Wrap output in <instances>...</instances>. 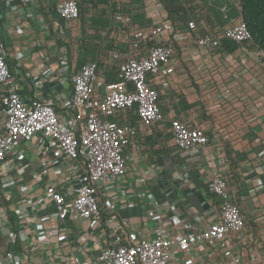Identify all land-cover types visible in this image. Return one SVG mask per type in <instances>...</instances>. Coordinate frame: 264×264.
<instances>
[{"label":"built area","instance_id":"2783aa9c","mask_svg":"<svg viewBox=\"0 0 264 264\" xmlns=\"http://www.w3.org/2000/svg\"><path fill=\"white\" fill-rule=\"evenodd\" d=\"M80 1L0 0V27L6 33V36H0V264H30L31 261V253L28 256L7 249L1 251L7 248L4 239L12 245L17 238L10 217L15 218L14 222L19 232L23 233L27 247L55 244L68 247L71 241L65 232L62 234L60 229V234H51L46 229L49 215L46 216L47 220L41 219L36 223L35 234H29L24 222L40 210L54 207L56 219L62 223L81 221L98 224L104 219L99 202L101 198L105 199L110 213L104 221L107 232L101 239L86 235L82 239L83 255L71 253L69 256H56L52 250L45 251L34 264H172L175 254L191 258L197 248L203 246L216 254H224L235 239L242 241L245 238V227L241 205L232 198L223 175L216 174L208 183L210 191L222 201L217 221L208 229L186 234L162 229L153 238H141L128 222H119L115 214L116 200L109 197V188L117 185L119 179L128 173L125 151L131 141L139 134L148 135L153 127L163 121L159 105L160 91L155 85L159 81L167 83L175 74L178 65L177 43L191 38L199 48L217 50L223 47L225 39L237 44L249 40L247 26L240 19H235L218 35L191 37L189 33H175L164 5L166 0H142L146 18L152 21L149 27H131L128 16L116 12L113 20L121 27L110 28L105 35L119 45L128 46L127 53L119 51L110 54L118 68L116 82L107 84L106 73L97 62L86 63L77 70L76 59L64 45L57 55L54 54L59 60L58 67H49L43 72L42 79L54 77L63 83L72 82L69 99L72 116L62 119L54 109L53 102L45 99L41 93L40 83L35 84L31 99H25L18 92L9 59L15 57L14 63L20 66L26 54L31 52L32 39L30 41L23 37L28 22L39 24L40 36L51 33L54 20L43 12L47 5H55L71 37L75 38L81 30ZM113 1L120 10L132 3V0ZM87 6L90 9L93 7ZM188 25L190 30L196 29L195 21H190ZM8 35L12 38L23 37L15 44L18 49L14 53L7 44ZM34 45L40 50L46 46L42 37L36 39ZM261 55L264 57L262 52ZM132 110L137 114V125L128 121L119 124L108 119ZM170 132L174 146L183 153L199 152L209 144L206 132L189 122L173 120ZM38 138L45 140L54 158L67 159L70 168L54 176V181L49 179L39 198L33 194L24 197L19 204L6 206L2 201L3 188L14 183L12 177L3 173L8 165V157L19 144H31ZM81 156L86 161L84 174L78 168ZM50 162V159L43 162L40 178L48 176ZM143 177L139 173L138 181ZM32 191L34 193L35 187ZM111 236L116 237L114 244L108 239ZM234 257H230L231 264H240V257Z\"/></svg>","mask_w":264,"mask_h":264},{"label":"crops","instance_id":"0c3cea01","mask_svg":"<svg viewBox=\"0 0 264 264\" xmlns=\"http://www.w3.org/2000/svg\"><path fill=\"white\" fill-rule=\"evenodd\" d=\"M43 12L51 15V6L44 7ZM27 25L23 37L32 39L31 52L26 54L20 66L14 63L15 57L9 59L16 88L25 99H31L35 84L40 83L41 93L53 102L57 114L62 119H69L72 116L69 108L71 80L63 83L54 77L42 79L47 68L58 67L59 60L55 55L63 46L65 33L55 20L51 23V33L45 36H40L37 22H28ZM214 26V31L220 32L216 22ZM87 32L90 36L96 33L92 29ZM5 34L0 27V36ZM40 37L46 45L42 50L34 45ZM21 38L7 37L12 53L17 51L15 44ZM80 39L81 31L69 48L77 63L82 57ZM238 45L237 50L227 52L199 48L191 38L183 40L176 45L178 65L175 74L167 83H156L164 121L153 127L148 135L139 134L131 141L125 151L128 173L119 179L117 185L109 188V197L116 200L117 219L120 223L126 221L132 225L141 238H153L162 229L185 234L208 229L218 220L222 204L221 199L210 194L208 183L220 174L227 179L232 198L241 205V213L256 225L255 238L264 242V57L256 49ZM127 51L125 49L124 53ZM111 53H100L97 61L85 64L115 65ZM100 69L107 77L106 69ZM119 119L120 116L114 121L138 124L137 115L129 111L124 122H119ZM173 120L189 122L210 134L212 139L199 152L183 153L172 141L170 127ZM164 136H169L168 140ZM222 139L234 149L239 164L240 181L237 184L230 172ZM53 156L43 138L31 144L23 142L14 148L3 172L14 179V183L3 188L2 192L3 201L9 207L19 204L29 195L39 198L49 179L54 181V176L70 168L67 159ZM48 159L52 160L48 163L49 174L42 179L39 173L43 162ZM139 173L144 176L141 181H138ZM108 212L98 224L81 221L62 223L56 219V209L51 207L28 217L24 225L29 234H35L36 223L41 219L47 220L49 215L45 223L48 232L60 234L61 229V233L65 232L71 241V245L63 248L59 244L43 245L44 251L39 248V259L45 251L51 250L56 252V256L83 255L82 239L86 235L101 239L107 232L104 221L110 215ZM79 224L84 226L80 228ZM244 237L242 241L235 239L224 254H216L203 246L198 247L191 258L175 254L172 264H231L230 257L234 256L240 257V264H264V250L253 249L245 234ZM108 239L114 244L116 237ZM4 242L7 244L8 240L4 239ZM34 263L30 261V264Z\"/></svg>","mask_w":264,"mask_h":264},{"label":"trees","instance_id":"16d2710c","mask_svg":"<svg viewBox=\"0 0 264 264\" xmlns=\"http://www.w3.org/2000/svg\"><path fill=\"white\" fill-rule=\"evenodd\" d=\"M87 5H92V9H90ZM164 5L174 32L183 34L189 33L191 37L203 36L205 34L218 35L223 32V29L230 23L231 20L240 19L247 26L250 34V39L240 45L249 49H256L264 54V0H166L164 1ZM79 6L81 26L79 50L82 57L77 63V70L81 69L87 61H97V55L100 53L105 54L111 51H121L124 53V50L128 49L127 45H119L116 41L110 39L109 35H105L106 30L121 27L119 23L113 20L116 12L127 15L130 20L131 27H149L152 25V21L146 18L142 0H132L129 7L122 10L118 8V5L114 3L113 0H81ZM88 10H91V12H88ZM1 11L3 13L4 9ZM51 16L64 31L65 36L63 45L69 52V48L74 45V42L71 40L66 22L58 15L54 4H52L51 7ZM190 21L196 22L195 30L189 29L188 24ZM215 22L217 23L220 32L214 31ZM89 29L96 32L94 36H90L88 34L87 31ZM238 48L239 45L237 43L232 40L225 39L221 49L227 52H233ZM98 65L101 68H105L107 71V84H112L117 81L118 68L116 65L106 66L99 63ZM129 112L137 115L135 110ZM126 113H121L119 122H124ZM108 119L114 120L112 117ZM207 136L210 142L212 136L210 134H207ZM137 138L138 136L133 140ZM164 138L168 140L169 136H164ZM148 139L149 138L147 137V140ZM222 141L230 172L237 184L240 181V178L238 177L239 164L237 162L234 149L227 140L222 139ZM78 168L80 173H86V161L82 158V156L79 159ZM210 194H212L213 197L219 198L211 191ZM99 202L102 217H105L108 212L105 207V200L101 198ZM3 204L7 206V202L5 201H3ZM242 218L245 227L244 234L247 237L248 242H250L252 248L255 250H264V242L255 238V231L257 228L256 225H254V223L243 214ZM10 220L12 221V226L17 238L12 245L7 243V250L22 252L29 256V253L31 252L26 247L23 233L19 232V229L14 222L15 218L10 217Z\"/></svg>","mask_w":264,"mask_h":264},{"label":"rangeland","instance_id":"374dc122","mask_svg":"<svg viewBox=\"0 0 264 264\" xmlns=\"http://www.w3.org/2000/svg\"><path fill=\"white\" fill-rule=\"evenodd\" d=\"M81 31V30H80ZM74 38H72L71 37V40H73ZM84 226V224H79V226L78 227H80V228H82ZM32 246V245H31ZM30 246V248L29 247H27V248H29V250H30V252H31V261H33V262H37L38 261V259H39V257H40V249L42 250L43 249V251H44V246L42 247L41 245H39V247L38 248H36V247H31ZM40 248V249H39Z\"/></svg>","mask_w":264,"mask_h":264}]
</instances>
